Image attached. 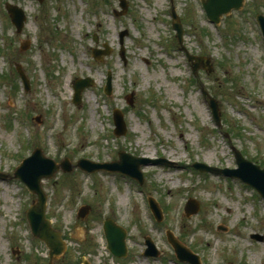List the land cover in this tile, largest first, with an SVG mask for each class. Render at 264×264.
Masks as SVG:
<instances>
[{"label":"rangeland","instance_id":"374dc122","mask_svg":"<svg viewBox=\"0 0 264 264\" xmlns=\"http://www.w3.org/2000/svg\"><path fill=\"white\" fill-rule=\"evenodd\" d=\"M125 1L126 12L115 15L122 13L119 0H0V173L12 176L34 149L71 165V172L41 183L46 217L67 245L53 264H180L166 232L200 264H264V202L239 181L191 168L235 169V148L264 169V45L255 23L264 17V0H245L217 25L207 21L200 0ZM7 3L27 17L19 34ZM172 8L188 54L209 59L210 71L191 72L172 29ZM104 45L109 54L94 60L92 49ZM16 67L29 81L27 93ZM108 72L110 97L103 95ZM86 78L93 86L76 106L72 84ZM209 99L218 107V126ZM115 109L127 128L119 138ZM120 153L171 166L141 167V186L120 174L76 167L80 159L118 161ZM148 198L161 209L160 222ZM191 201L198 211L188 215ZM35 202L18 181L0 180V264H48V250L25 218ZM84 206L90 212L79 219ZM106 219L127 232L124 259L106 250ZM147 238L157 257H144Z\"/></svg>","mask_w":264,"mask_h":264},{"label":"water","instance_id":"95a60500","mask_svg":"<svg viewBox=\"0 0 264 264\" xmlns=\"http://www.w3.org/2000/svg\"><path fill=\"white\" fill-rule=\"evenodd\" d=\"M42 0H39L41 2ZM244 0H203L202 6L206 13L209 21L214 24L219 23L220 18L223 15L230 13L232 10H239L243 6ZM120 7L124 14L127 10V5L125 0H120ZM6 11L10 17L12 25L15 26L18 33H21L26 17L24 12L16 6L6 4ZM173 29L177 32V38L179 43H182L183 30L179 19L173 11ZM257 23L261 28L264 40V18L262 16L257 17ZM126 33L120 35V43L122 44V38ZM28 48V43L22 45L21 50H26ZM109 49L106 51H94L93 57L99 59L102 55H108ZM190 61H193L194 71L203 68L207 71L211 70V64L207 59H200L197 57L188 56ZM17 71L20 75L22 83L25 90H29V81L26 76L21 71L20 67H17ZM92 82L89 79L77 80L73 84L74 98L73 103L79 105L81 102V93L85 88L91 87ZM106 94H111V75L108 74L107 86L105 88ZM128 103L131 104L130 100ZM211 106L213 109V116L217 124L220 121L218 108L215 102L211 101ZM114 124L115 131L114 135L117 137L125 136L126 126L123 119V114L120 111H114ZM234 158L236 161V170H218L216 168L207 167L202 164H194L195 169L201 172L218 173L229 177L238 178L245 184L253 187L264 199V170H261L258 166L246 161L239 152L233 149ZM163 161H149L145 159L133 158L124 154H120V161L110 164H95L89 161H81L78 164L80 170L87 173H94L97 171L106 172H120L125 175L130 176L139 181L143 182V178L140 174V167L149 164H160ZM59 170L63 172H70L71 167L68 161H65L60 166L54 161L43 158L40 150H36L31 157L25 159L21 165L16 169L12 179L19 180L22 182L29 193L37 197L36 202L27 211V221L31 229L32 235L44 243V245L49 249L48 264H53V262L61 257L65 252L66 245L62 241L61 234L55 231L51 227V222L46 219V201L47 197L41 188L42 179H50ZM1 179H6L5 175L0 174ZM151 209L155 215V218L161 220V212L157 205L151 201ZM196 205L195 208H193ZM90 211V207L85 206L79 211V218L84 219ZM198 207L196 202L191 201L186 209V214H196ZM222 229V228H220ZM103 231L107 243V250L111 255L116 258H125L127 256V247L125 244L126 232L117 226L113 221L106 220L103 224ZM254 239L262 241L261 237L253 236ZM168 241L173 247L177 258L180 261L188 262L190 264H199V259L197 256L193 255L188 249L180 245L171 234H168ZM147 249L145 251V256L156 257L158 255L157 250L153 242L147 238L145 240Z\"/></svg>","mask_w":264,"mask_h":264}]
</instances>
